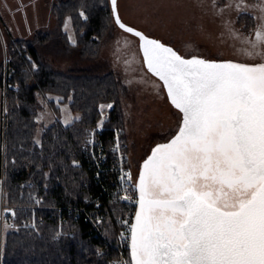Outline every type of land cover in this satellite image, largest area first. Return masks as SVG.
<instances>
[{
    "label": "snow or ice",
    "instance_id": "obj_1",
    "mask_svg": "<svg viewBox=\"0 0 264 264\" xmlns=\"http://www.w3.org/2000/svg\"><path fill=\"white\" fill-rule=\"evenodd\" d=\"M111 6L119 27L141 39L148 69L181 114L132 185L134 223L122 221L130 264H264V23L242 49L262 62L185 58L124 24L117 0ZM124 177L130 181V171Z\"/></svg>",
    "mask_w": 264,
    "mask_h": 264
},
{
    "label": "trees",
    "instance_id": "obj_2",
    "mask_svg": "<svg viewBox=\"0 0 264 264\" xmlns=\"http://www.w3.org/2000/svg\"><path fill=\"white\" fill-rule=\"evenodd\" d=\"M51 12L55 17L51 28L31 38L11 39L7 69L0 72V89L5 94V156L0 151V183L4 205L16 206L13 218L5 216L13 226L3 238L2 262L115 264V249L97 235L80 211L85 207L92 217L102 216L105 238L118 241L124 228L120 219L124 208L107 197L112 167L103 159L100 163L91 160L81 149L87 130L99 122L102 102L114 103L107 124L123 128L128 141L124 85L109 63L100 60L103 40L115 22L111 0H55ZM69 17L75 44L63 27ZM246 18L252 19L242 14L240 20ZM51 54L76 55L81 61L62 70L51 61ZM44 102L59 118L44 124L38 138L43 126L38 116ZM60 103H69L80 116L64 123ZM99 167L101 176L97 178ZM96 196L100 204L93 201ZM33 216L37 217L36 227L16 226ZM100 248L107 252L99 254Z\"/></svg>",
    "mask_w": 264,
    "mask_h": 264
},
{
    "label": "rangeland",
    "instance_id": "obj_3",
    "mask_svg": "<svg viewBox=\"0 0 264 264\" xmlns=\"http://www.w3.org/2000/svg\"><path fill=\"white\" fill-rule=\"evenodd\" d=\"M54 1L0 0V72L7 69L12 38H31L55 23L51 12ZM238 4L240 7H237ZM118 7L126 23L160 40L186 58L198 56L218 61L262 62L260 57L245 55L242 49L248 47L244 38L255 39L257 25L264 23L261 19L264 16V0H243L242 4L241 0H118ZM242 14L252 19L241 21ZM65 23L64 29L75 41L71 18H67ZM250 23L251 26L246 28ZM233 33H237L239 38ZM49 58L62 70H68L79 60L76 55L51 54ZM100 60L109 63L124 85L122 102L127 142L132 148L135 162H140L157 142L168 139L176 132L181 114L171 104L163 81L148 69L140 38L120 28L114 21L103 40ZM101 105L112 107L101 108ZM113 105L112 101L100 104V119L107 112L110 115ZM60 106V119L64 123H71L80 116L71 109L69 103H60ZM2 112L5 113V94L0 89V136L5 132ZM58 118L54 110L44 102V108L38 116L43 123L38 138L44 124L48 125ZM6 212L1 182L0 253L4 235L10 228H6L5 224L13 226L2 218ZM105 252V249H99V254Z\"/></svg>",
    "mask_w": 264,
    "mask_h": 264
},
{
    "label": "built area",
    "instance_id": "obj_4",
    "mask_svg": "<svg viewBox=\"0 0 264 264\" xmlns=\"http://www.w3.org/2000/svg\"><path fill=\"white\" fill-rule=\"evenodd\" d=\"M110 119L109 112L104 114L102 119L99 122L89 128L86 132L85 139L81 144V149L86 156L91 160L100 163V159H103L107 165L112 167L111 176H112V185L109 188L107 197L110 201L114 203H119L124 208V212L120 214V219L122 221L127 220L129 224L132 223L135 212H136V203L134 202L138 198V194L135 188L132 187L134 184L132 178L129 181L127 177H124L122 180L121 177L124 176V173L129 172L128 166V142L124 137V130L118 126H108L107 122ZM117 145L119 147L117 148ZM1 155L4 158L5 156V135L2 136V147L0 149ZM101 167L98 168L100 172ZM97 178H100L101 172L97 173ZM107 190V189H106ZM105 190V191H106ZM124 197H129V199H124ZM93 201L100 204V197H94ZM7 212L2 216L5 220L6 214H10V218H13L12 212L15 213L16 206H6ZM36 209V206L34 207ZM11 210V211H9ZM81 212L84 213L85 219L91 222L96 230L97 235H100L104 238L110 246H112L116 251V256L114 258L115 263L127 261L130 264L128 258L127 250L129 246V240L127 236V227L128 225L123 223V233L120 235L117 242H113L105 238L104 232L101 228L102 216L94 218L90 213L82 207ZM79 215V214H78ZM62 221L66 220L64 215H61ZM40 221H43V218H39ZM13 224V223H11ZM37 225V217L33 216L32 219H24L20 224L16 226H23L26 228H34ZM0 264L2 262V250L0 253Z\"/></svg>",
    "mask_w": 264,
    "mask_h": 264
},
{
    "label": "flooded vegetation",
    "instance_id": "obj_5",
    "mask_svg": "<svg viewBox=\"0 0 264 264\" xmlns=\"http://www.w3.org/2000/svg\"><path fill=\"white\" fill-rule=\"evenodd\" d=\"M188 58H190V57H188ZM163 84H164V83H163ZM173 135H175V133H174ZM173 135H172V136H173ZM172 136H170L168 139H166V140H164V141H159V142H157L153 147H155V146H156L157 144H159V143H166L168 140L171 139ZM128 145H129V144H128ZM153 147H152V148H153ZM151 150H152V149H151ZM151 150H150V152H149L148 154H146V156H145L144 158H142V159L140 160V162H137V163H136L135 160H134V157H133V155H132V148L128 146V166H129L130 173H131V178H132L134 184H135V183L137 182V180H138V176H139V172H140V169H141V165L143 164V161L147 158V156L151 154ZM136 211H137V205H136ZM132 223H134V218H133ZM129 235H130V234L127 232V236H128V237H129ZM128 240H129V238H128ZM129 243H130V241H129ZM127 254H128V258H129V260H130V262H131V251H130V247H129V246H128Z\"/></svg>",
    "mask_w": 264,
    "mask_h": 264
},
{
    "label": "water",
    "instance_id": "obj_6",
    "mask_svg": "<svg viewBox=\"0 0 264 264\" xmlns=\"http://www.w3.org/2000/svg\"><path fill=\"white\" fill-rule=\"evenodd\" d=\"M117 10H118V13H119V16H120V18H121V21L124 23V24H126L127 26H129V27H133V28H135L136 30H138V31H140V32H142V33H144L146 36H148L145 32H143L141 29H139V28H137V27H135V26H132V25H130V24H128V23H126L124 20H123V18L121 17V14H120V11H119V7H118V0H117ZM116 22V21H115ZM117 24V23H116ZM148 37H150V38H152V39H155V38H153V37H151V36H148ZM141 40V39H140ZM141 45H142V41H141ZM186 58V57H185ZM151 71V70H150ZM152 72V71H151ZM153 73V72H152ZM155 74V73H154ZM166 87V86H165Z\"/></svg>",
    "mask_w": 264,
    "mask_h": 264
}]
</instances>
